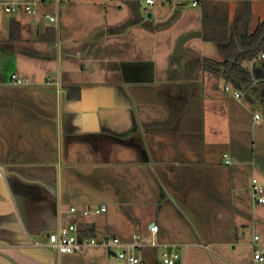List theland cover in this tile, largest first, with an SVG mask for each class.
I'll use <instances>...</instances> for the list:
<instances>
[{
  "label": "crops",
  "instance_id": "obj_1",
  "mask_svg": "<svg viewBox=\"0 0 264 264\" xmlns=\"http://www.w3.org/2000/svg\"><path fill=\"white\" fill-rule=\"evenodd\" d=\"M165 1L170 14L160 9L154 17L143 13L142 0H0V61L23 65L24 74H11L28 79L11 82L0 68V264H75L47 244L59 222L76 217L64 208V182L75 174L93 188H106L118 166L122 204L133 227L115 235L153 240L138 251L144 264H162L170 242L178 244L180 264H258L264 203L253 200L252 178L264 181V115L251 106L264 107V101L205 66L206 58L222 60L221 52L181 54L179 63L176 52L165 53L171 65L164 68V81L180 94L174 96L181 114L145 117L139 93L155 83L167 57L146 56L138 38L170 28L163 22L183 14L188 1L201 6L192 14L190 37L197 42L212 40L206 34L215 30L233 33L248 2L255 28L264 18V0ZM8 3L19 8L5 11ZM26 3L35 11L27 12ZM47 12L58 13L59 20L48 24ZM257 61H247L256 82L264 79V58L259 66ZM226 85L241 96L227 93ZM256 86L255 94L263 88ZM82 155L85 160L77 163ZM149 158L152 175L143 186L139 175L147 174ZM143 189L149 192L140 201L124 194ZM97 215L84 223H94L97 234H114L99 225ZM154 223L158 230L152 232ZM94 247L75 256L84 264H122L114 250Z\"/></svg>",
  "mask_w": 264,
  "mask_h": 264
},
{
  "label": "rangeland",
  "instance_id": "obj_2",
  "mask_svg": "<svg viewBox=\"0 0 264 264\" xmlns=\"http://www.w3.org/2000/svg\"><path fill=\"white\" fill-rule=\"evenodd\" d=\"M200 7L201 6L194 7L191 4V1H188L185 4V11L183 12V14L179 15V13L177 12L171 18L163 22L164 25L168 24V26L172 23L173 25L170 28L163 30L161 32H158L156 33V35L148 34L146 32L144 33L142 37L140 36L138 38V40L141 41L145 46L144 49H145L146 56L155 57L158 59L159 58L163 59L164 55H165V58L167 57L164 62L165 67H163V69L161 67V70H159L158 75L156 77V81L159 80V82L155 81V83L147 84L146 86H144V89H145L144 92L139 93L140 96H139L138 107L143 108L145 117H149V115H151V116H159V117L168 116V118H170L172 104L176 105L179 102L177 97L180 96V94L175 93L174 90L169 91L171 86L168 87L167 83H165L164 81L166 80V78H168V77H164L165 76L164 68L169 67V65H171V61H169V57L167 56L169 53L172 54L176 52L178 63H179L180 58H182L183 60V56H180L181 54L182 55L196 54L197 52H200V51L209 56L221 57V53L218 50V47L213 40H206V41L199 40L197 42L196 40H194V38L192 39L190 37V34L192 32L191 24H192L193 10L197 8L199 9ZM169 8H170V5L168 1H165V0H156V3L151 4V5H149L146 2V0H142V10L145 15H148V13L152 11L155 17L157 15L158 10L163 9V11H167L169 10ZM11 13L13 12H8V13L6 12V14H11ZM169 14H170V11L168 12V15ZM64 17H65V11L63 9L61 13L63 30H64V24H63ZM46 20L48 24L56 23V21L54 22L51 19L46 18ZM154 45L158 46L157 50H153ZM51 48H52V45H51ZM165 53H168V54H165ZM182 60L181 62H183ZM262 61H263V58H260L257 61V63H259L258 66L260 65ZM81 64L82 63H80L79 61H75L73 65L76 66L77 68H80ZM64 65H65V62L63 63V67ZM87 66H88V63H87ZM23 67H24L23 65L17 66L16 63L12 60L2 61V62L0 61L1 70L5 73L7 80H10L11 82L13 81L10 77L11 71L17 70V72H19L20 74H24ZM233 90H234L233 87H231L229 91L227 90L225 91L228 93ZM179 91L181 90L179 89ZM170 92L172 96L170 97V99H167L168 97L167 95H169ZM174 94H176L177 97H175ZM157 96H159V98H157ZM251 109L253 112H255L256 110H260L262 114L264 115V107L253 105L251 106ZM249 117H251V114H249ZM84 158H85V155H82L76 158V162L82 164L83 160H85ZM144 165H145L144 167H146L147 169L146 172L147 171L148 172L145 175H139L140 182L143 186L144 185L148 186L147 177L149 175H152L151 172L149 171H151L153 168L151 158L146 159ZM113 169H114L113 170L114 183L108 184L106 188L104 187L99 188V185L93 188L90 184L88 185L84 181L77 180L78 177L77 179H75L77 175L75 174L68 175L67 176L68 178H66L67 180H65L64 187H63L64 188L63 189V205H64V208H67V209L70 208L71 204H85L93 208L95 206H99L102 203H106L108 205V210L97 215L99 225L102 227H108L112 231L114 230L113 232L114 234H122V233L127 234L130 227H133V226L132 224H129L127 220V214H126L127 212H125V209H124L125 207L122 204L123 193L120 190L121 168L118 166ZM97 171L98 173L100 172V174L98 175L104 178L103 173L105 172V167H100L97 169ZM108 171H111L110 168ZM132 179H135V178L132 177ZM148 192L149 191L147 189L130 190V192H127V193L125 192L124 194L129 195L130 193V195H132L135 198L132 200L140 201L146 197ZM132 209H134V207ZM66 221H68L67 218H65L64 222ZM93 249L104 250L106 252H108L109 250L108 248L101 247V246H99L98 248L94 247ZM161 250L162 249H160L159 251V257H160ZM76 253L77 251L71 252V253H64V256L65 257L71 256L75 264H78V262H82L84 264L85 260L81 261L79 257L75 256ZM121 263L128 264L125 259H122Z\"/></svg>",
  "mask_w": 264,
  "mask_h": 264
},
{
  "label": "built area",
  "instance_id": "obj_3",
  "mask_svg": "<svg viewBox=\"0 0 264 264\" xmlns=\"http://www.w3.org/2000/svg\"><path fill=\"white\" fill-rule=\"evenodd\" d=\"M147 3L153 4L155 0H146ZM194 4L197 3L195 0ZM5 11H14L19 8L17 4L8 3L4 5ZM24 9L27 12H34L35 9L30 3L24 4ZM45 17L53 21L59 20V14L45 13ZM259 58H264V50L259 52L251 59V64L254 65ZM11 79L14 83L21 84L28 81L26 77L20 76L17 72L11 74ZM232 86L226 85V90H229ZM233 93L236 97H240L241 93L238 89H234ZM256 118H260V113L255 114ZM225 161L231 162L228 153L224 154ZM252 197L256 203H264V181L258 176L252 178ZM107 210L106 204H100L95 207H82L72 205L69 208L71 214L76 215L66 222H59L57 227L49 232L47 237V244L50 247L57 249L60 253H71L81 250L87 246H101L114 250L115 255L118 258L125 259L128 264H144L143 258L138 254L140 248H142L147 242L156 244L153 240L146 241L143 236L135 233L131 239H124L115 234H97V235H80L81 224L84 223L85 217L89 215H97ZM150 230L155 232L158 230L157 224H151ZM259 235H255V239H258ZM165 250L162 252L161 263L162 264H176L180 258V252L177 243H165ZM255 260L258 264H264V251L261 248H256L254 253Z\"/></svg>",
  "mask_w": 264,
  "mask_h": 264
},
{
  "label": "trees",
  "instance_id": "obj_4",
  "mask_svg": "<svg viewBox=\"0 0 264 264\" xmlns=\"http://www.w3.org/2000/svg\"><path fill=\"white\" fill-rule=\"evenodd\" d=\"M252 20L251 4L248 2L241 16L233 24V33H237L239 38L234 37L232 31L227 34L225 30H215L212 35L206 34V38L217 43L224 58L219 60L209 57L205 59L204 64L218 77H223L226 82L245 91L248 96H258L264 101V79L256 82L247 64V61L264 50V18L258 21L255 28H252ZM257 84L263 88L255 94ZM178 108L177 104H172L170 118L181 114ZM80 226V235H97L94 223H83Z\"/></svg>",
  "mask_w": 264,
  "mask_h": 264
},
{
  "label": "water",
  "instance_id": "obj_5",
  "mask_svg": "<svg viewBox=\"0 0 264 264\" xmlns=\"http://www.w3.org/2000/svg\"><path fill=\"white\" fill-rule=\"evenodd\" d=\"M149 16L151 15V13L148 14ZM257 66L253 67V70L256 68ZM176 264H180V261L178 260Z\"/></svg>",
  "mask_w": 264,
  "mask_h": 264
}]
</instances>
